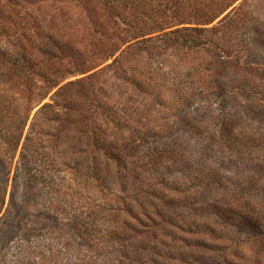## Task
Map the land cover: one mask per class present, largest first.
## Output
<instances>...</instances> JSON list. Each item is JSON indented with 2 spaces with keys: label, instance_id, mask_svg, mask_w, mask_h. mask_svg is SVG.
I'll use <instances>...</instances> for the list:
<instances>
[{
  "label": "rangeland",
  "instance_id": "obj_1",
  "mask_svg": "<svg viewBox=\"0 0 264 264\" xmlns=\"http://www.w3.org/2000/svg\"><path fill=\"white\" fill-rule=\"evenodd\" d=\"M5 66L0 264H74L80 204L96 264H264V0H0Z\"/></svg>",
  "mask_w": 264,
  "mask_h": 264
},
{
  "label": "trees",
  "instance_id": "obj_2",
  "mask_svg": "<svg viewBox=\"0 0 264 264\" xmlns=\"http://www.w3.org/2000/svg\"><path fill=\"white\" fill-rule=\"evenodd\" d=\"M153 41L155 40H152V39L144 40L143 43H151ZM23 61L25 60L23 57H21L20 59L14 61V63L17 66H20L23 63ZM4 69L5 70L8 69V66H5L3 69L2 68L0 69V76L4 72ZM28 133L29 134L26 137L23 150L26 151V149H28V151H31L32 155H35V154L39 155L40 152L37 150V147L39 148L40 146V143L38 142V139H39L38 136L40 135V133L39 131L37 132V129L35 128V124L31 125L30 131ZM32 135H35L36 137L35 140H34V137L33 139L31 138ZM1 164H2L4 172L1 174V176L3 177L2 178L3 181L1 182V185H0V206L2 209H4L6 206V196H7V191H8V185L7 184L5 185V180H7L9 177L10 172L8 171V164L10 166L12 164V161H8V160L1 161ZM51 211L52 213H57V216H59L60 214H62L63 216L65 212L66 214H69L70 212L76 213L73 215V217L78 215L77 217H79V220H80V223H78V227L81 229V232L79 231V233L82 234L80 239H81V242H83L82 245L83 247H85L86 251L79 249L78 254L74 257V260H75L74 264H96L94 252L97 249L99 250L103 249L105 245V240L107 237V231L105 230L101 231L100 229L97 228L96 218L94 217L95 215H97V211L96 212L90 211V209L85 204H80V206H78L77 209L73 207H69V209H66L65 207L62 210V207H61V208L52 209ZM58 220H59L58 218L54 217L55 223ZM245 226H247L249 228L248 230L252 231L253 234H256L258 236H264V223L262 222L253 223L252 221H250ZM79 246L80 248H82L81 244ZM67 259L70 261L69 258Z\"/></svg>",
  "mask_w": 264,
  "mask_h": 264
}]
</instances>
